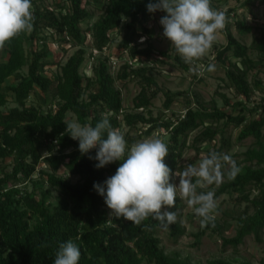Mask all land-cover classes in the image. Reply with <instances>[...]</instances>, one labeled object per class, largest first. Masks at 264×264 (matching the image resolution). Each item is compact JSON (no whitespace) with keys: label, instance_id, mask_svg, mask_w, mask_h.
<instances>
[{"label":"trees","instance_id":"trees-1","mask_svg":"<svg viewBox=\"0 0 264 264\" xmlns=\"http://www.w3.org/2000/svg\"><path fill=\"white\" fill-rule=\"evenodd\" d=\"M83 1L65 0L67 5L61 1L50 8L42 0H31L33 30L14 37L0 49V164L9 159V171L0 166V264H54L59 245L69 240L80 248L79 264H191L177 253H164L155 235L161 227L158 221L149 217L137 226L108 216L105 198L94 185L103 186L116 173L120 162L97 168L96 149L81 154L79 142L66 132L68 114L82 125L92 126L100 121L102 114H107L113 128L121 130L123 126L137 132L135 136L125 133L129 148L163 129L169 149L165 162L173 172L178 170L186 150L198 154L204 145L215 144L218 138L220 147L215 151L221 153L223 148H230L229 138L225 136L227 127L239 129L238 141L253 139L252 146L243 153L246 164L234 179L225 177L214 190L215 197L234 193L252 207L251 214L238 218L236 234L223 240L225 245L237 246L249 235L258 239L264 229V103L251 107L249 104L253 92L261 89L260 74L264 78V29L249 46L233 36L228 23L223 29L226 43L217 51L216 60L225 66V81L238 98L232 102L219 95L229 108L228 113L215 105L206 107L196 96L193 103L188 93L166 92L164 111H169L174 100L181 96L185 107L173 118L162 119L152 114V101L160 89L148 71L149 66L163 63L169 56L165 52L156 54L151 45L140 47L136 42L139 30L149 36L141 20L153 15L147 10L152 0ZM250 2L253 0L246 1ZM91 3L102 8V13L82 29V24L91 18L85 5ZM230 12L226 14L232 19L234 13ZM234 24L241 34L252 31V27L240 20ZM118 32L123 36L117 48L120 53L126 52L129 60L121 65L115 78L123 84L137 81L140 86L130 111L123 108L120 89L114 86V78L108 71L109 58L96 59L93 79L80 72L89 37L94 52L103 55L111 43V35ZM49 37L57 46L75 48L63 64L52 59ZM250 54L257 58L253 60ZM175 59L188 70L178 57ZM52 66L58 73L46 75ZM24 67L27 72L21 75ZM35 88L43 95L51 90L56 104L48 105L44 112L26 107V100ZM9 101L15 107L3 111ZM60 170L75 181L59 174ZM36 174L43 176L50 188L39 198L18 187L33 181ZM50 190L57 193L53 203L49 201ZM252 190L256 195L249 199ZM182 209L177 197L170 211L177 212L179 219ZM209 228L214 233L221 230L214 220V226L205 227L197 239ZM167 229L174 238L184 234L178 221ZM208 264L233 263L215 259Z\"/></svg>","mask_w":264,"mask_h":264},{"label":"rangeland","instance_id":"rangeland-1","mask_svg":"<svg viewBox=\"0 0 264 264\" xmlns=\"http://www.w3.org/2000/svg\"><path fill=\"white\" fill-rule=\"evenodd\" d=\"M61 1L64 2L65 0H42L41 3L44 6L53 8L55 3ZM246 1L247 0H211V3L215 9L223 10L226 13L227 11L234 13L232 19H229L231 16L228 18V28L242 45L249 46L252 39L258 36L261 30L264 29V1L253 0V2L250 3H246ZM64 4L67 5V2H64ZM85 8L91 13V18L88 22L82 24V29H85L86 25L93 23V21H95L102 13V8L97 7L92 3L85 5ZM164 15H166V13L157 11L153 13L152 16L142 19L141 24L149 31V36L144 35L142 31L139 30L138 34H140V36L136 39V42L140 47L151 45L156 54L165 52L169 56V58L163 59V63L157 62L149 66L148 74L153 77L160 89V92L152 101L151 110L153 116H160L162 119H169L170 117L173 118L174 115L183 112L185 99L182 96L177 97L174 100L169 111L163 110L162 104L165 100L164 93L166 92L188 93L193 103H195L194 98L196 96L206 105V107L211 108L215 105L217 108L228 113L230 110L228 107L224 106L219 95H225L232 102L237 101L238 98H236L229 83L225 81V66L221 65L219 61L216 60L217 51L226 43L223 30L219 33L216 42L213 44L208 54L200 61L196 62L205 66L212 63L215 65V71L208 72L205 70L202 71L201 74H194L190 71L191 65L184 61V59L177 53L175 47L171 45V42L164 37V30L160 24V20ZM236 20H240L246 25L252 27V31L244 34L239 33L234 24ZM122 36V32L112 34L111 43L109 44L108 49L104 50L103 55L94 52L92 38L89 37V41L85 46V61L80 72L84 77L93 79L92 69L96 63V59L98 57H104L105 59L109 58L108 71L114 78V86L120 89L123 108L130 111L132 107V99L139 92L140 86L137 81H128L123 84L119 79L115 78L121 65L129 60L128 54L126 52L120 53L117 48ZM47 43L52 59L61 64H63L75 51V48L73 47L62 48L64 46H57L52 37H49ZM175 57H178L182 63L187 65L188 70L182 68L180 62L177 61ZM250 57L253 60L257 58L255 54H250ZM135 65L136 64H134V67ZM26 72L27 68L24 67L21 70V75H25ZM57 73L58 69L52 66L50 70H47L46 75L51 76ZM259 77L262 79L261 89L253 92L251 97L252 104H249V107L264 103V78L262 74H260ZM248 79L250 82L252 81L251 74H249ZM88 92H90V90H88ZM51 95V90H49L46 95H43L35 88L30 97L26 100V107H34L38 111L44 112L48 108V105L56 104V101L52 100ZM12 107H15V105L9 101L3 111ZM66 120L72 121L76 119L72 114H68ZM121 131L124 134L128 132L129 136H135L137 134L135 130H130L123 126ZM238 133L239 129L233 128L231 125L227 127L225 136L229 138L230 148H223L221 153L230 154L236 161L237 166L241 168L246 164L243 160V153L252 146L253 139L247 138L243 141H238ZM153 136H158L165 141L166 134L165 131L161 129L159 132L152 133L149 137ZM219 147L220 142L217 138L215 144L204 145L198 154L192 149L186 150L179 161L177 172L182 171L189 164L197 163L202 156L211 151L217 150ZM8 163L9 159H6V161L0 164V166H4L6 171H9ZM48 170L49 169H46L45 171ZM58 173L64 174L63 176L70 179L71 182L75 181V178L68 176L67 173H64V170H60ZM44 179L43 176L40 177L36 174L35 177H33V181H26L23 184H20V186L18 185V187L23 188L26 192L32 193L36 198H39L42 192L50 189ZM219 185L209 186L208 188L203 189V191L215 190ZM50 195L49 201L53 203L57 193L50 190ZM255 195L256 192L252 190L249 199H252ZM237 196L238 195L229 192L222 194L217 198L218 214L215 216V221L221 226V230L218 233H214L209 228L198 240L199 233L202 232L205 227H201L200 218L195 215L193 209L187 205V202L178 195L177 197L180 199L183 209L181 217L177 219V221L178 225L183 229L184 234L174 238L170 236L168 229L162 227L158 228L155 235L160 240V246L164 253L166 255L177 253L181 259H189L191 264H208L209 261L215 259L229 261L233 264H264V229L261 231L258 239L254 235H249L246 236L237 246L230 244L225 245L223 243V240L231 239L235 236L238 229V218L252 213V207L249 202L240 199ZM110 212L111 210L108 209V216L114 218V216L110 215Z\"/></svg>","mask_w":264,"mask_h":264},{"label":"clouds","instance_id":"clouds-1","mask_svg":"<svg viewBox=\"0 0 264 264\" xmlns=\"http://www.w3.org/2000/svg\"><path fill=\"white\" fill-rule=\"evenodd\" d=\"M147 10L166 13L160 20L163 35L191 65V72L215 71L212 63L205 66L196 62L208 54L226 27L225 11L213 8L211 0H152ZM33 26L31 0H0V49L21 33H30ZM65 125L70 137L79 142L81 154L96 149L97 168L120 162L116 173L103 186L96 184L94 188L105 198L111 216L137 226L149 217L164 229L174 224L177 212L170 209L178 195L200 218L202 228L214 226L218 201L214 190L203 189L221 184L225 177L234 179L241 170L230 154L211 151L197 163L173 172L165 162L169 149L163 139L147 137L129 148L125 134L112 127L107 114H102L95 126L77 120ZM80 257V248L69 240L59 245L54 264H79Z\"/></svg>","mask_w":264,"mask_h":264}]
</instances>
